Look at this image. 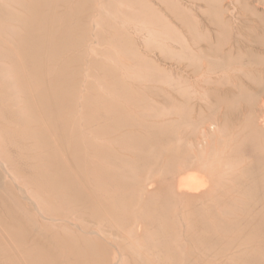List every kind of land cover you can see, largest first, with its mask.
Here are the masks:
<instances>
[{
  "label": "rangeland",
  "instance_id": "374dc122",
  "mask_svg": "<svg viewBox=\"0 0 264 264\" xmlns=\"http://www.w3.org/2000/svg\"><path fill=\"white\" fill-rule=\"evenodd\" d=\"M253 123L264 0H0V264H264L241 228L264 215L243 193Z\"/></svg>",
  "mask_w": 264,
  "mask_h": 264
},
{
  "label": "bare ground",
  "instance_id": "6f19581e",
  "mask_svg": "<svg viewBox=\"0 0 264 264\" xmlns=\"http://www.w3.org/2000/svg\"><path fill=\"white\" fill-rule=\"evenodd\" d=\"M169 16V15H168ZM170 17V16H169ZM245 17V16H244ZM43 28H49V26L47 27V26H45L44 25V23H43ZM47 32H49V34L51 35V38H53V37H55L56 38V40H57V43L58 44H60V45H62L63 44V42H65V34L63 33V32H61L58 36H54L53 34H52V32L51 31H47ZM250 41V40H249ZM22 42L24 43V46H23V49H24V53L25 54H27V57L29 58V60H30V62L35 66V65H39V55L41 54H39V52L37 51V49H36V47H37V43H36V39H33V38H26V40L25 39H22ZM222 43V42H221ZM220 43V44H221ZM223 44V43H222ZM38 52V53H37ZM223 54V53H222ZM222 58V57H221ZM241 88V87H240ZM245 90V89H244ZM169 91V90H168ZM242 91V90H241ZM240 91V92H241ZM243 92V91H242ZM242 94V93H241ZM40 95V94H39ZM42 96H38V95H35L34 97H33V100H31V101H27V105H28V107H29V109H30V111H31V113H33V115L37 112V111H41L42 113H43V116H44V120L46 121V123L49 125V123H51L52 124V122L53 123H55V121H56V119H55V117H54V111H55V109L57 108V106H56V101L53 99V98H48V97H45L43 94H41ZM246 95V94H245ZM245 95H243V96H245ZM47 96V95H46ZM232 96V95H231ZM238 96V95H237ZM240 96V95H239ZM247 97V96H246ZM117 99V98H116ZM236 99H237V97H236ZM250 98H246V100L248 101ZM254 99V98H253ZM231 99H229V101H228V104H227V101L225 102V105L227 104L228 106H229V102H232V100L230 101ZM256 101V100H255ZM254 101V102H255ZM242 103H244V102H242ZM246 103V102H245ZM248 103V102H247ZM252 103H253V101H252ZM231 105H232V103H230ZM251 104V102L249 103V105ZM255 104V103H254ZM253 105V104H252ZM256 105V104H255ZM234 106H235V104H234ZM230 107H232V106H230ZM229 107V108H230ZM250 107H252V106H250ZM228 108V107H227ZM236 108V107H235ZM248 108H249V106H248ZM231 109V108H230ZM252 109V108H251ZM228 110V109H227ZM227 110H226V112H227ZM229 111H231V110H229ZM238 111V110H237ZM251 111H253V110H251ZM234 112H236V110L234 109ZM238 113V112H237ZM236 113V116L238 115ZM254 113H252V115H253ZM229 114H227V116H228ZM232 115H234V113L233 114H230V116H232ZM255 115V114H254ZM226 117V116H225ZM234 117H235V115H234ZM234 117H231L232 119L234 118ZM238 117V116H237ZM230 118V119H231ZM250 117H248V119H249ZM255 117H253V119H254ZM262 118V117H261ZM228 119H229V117H228ZM227 120V119H226ZM235 119H233V121H234ZM236 120L238 121H240V119H239V117L238 118H236ZM52 121V122H51ZM231 121V120H230ZM254 121V120H253ZM256 121H257V119H256ZM259 121V120H258ZM261 121V120H260ZM259 121V122H260ZM202 122V121H201ZM246 122V121H245ZM249 122V124H251L250 123V121H248ZM228 123H231V122H228ZM242 123H244V121H242ZM247 123V122H246ZM257 123V122H256ZM256 123H255V125H256ZM261 123V122H260ZM262 123H263V121H262ZM56 124V123H55ZM232 124V123H231ZM248 125V124H247ZM247 125H245V126H247ZM264 125V124H263ZM211 126V125H210ZM242 128L244 127L243 126V124L242 125H240ZM252 129H253V131L251 130V132H253V139L252 140H254V142H253V144H255V142H256V147H257V150H256V148H255V150L256 151H253L254 149L252 148L251 150V152H257L258 151V148H259V150L262 148V147H264V130H261L262 128H258V127H256V126H254V123L252 124ZM250 127H251V125H250ZM261 127H263V126H261ZM208 128V127H207ZM245 128H249V127H244V129ZM53 129H55V127L53 126ZM241 129V128H240ZM246 130V129H245ZM242 132V131H241ZM233 134V133H232ZM250 134V133H249ZM240 135H241V133H240ZM248 135V134H247ZM250 138V137H249ZM241 139H242V137H241ZM140 140V139H139ZM248 140V139H247ZM132 141V140H131ZM146 141V140H145ZM145 141H143V140H140V144H138V145H143L144 146V142ZM241 141H244V140H241ZM129 142V141H128ZM246 142V141H245ZM233 144V143H232ZM148 145V144H147ZM235 145V144H234ZM233 145V146H234ZM240 145V147L241 146H243V144L241 145V143L239 144ZM254 145H253V147H255ZM139 147V146H138ZM145 147V146H144ZM143 147V148H144ZM216 147V146H215ZM142 148V147H141ZM235 148V147H234ZM239 148V147H238ZM251 148V147H250ZM72 149V148H71ZM231 149V148H230ZM236 150V149H235ZM143 151H144V149H143ZM142 151V152H143ZM232 152H234L233 150H232ZM246 152V151H245ZM260 152V151H259ZM262 152V151H261ZM248 153V152H247ZM262 153H264V151L262 152ZM262 153H261V156H262ZM253 155H255V154H253ZM259 155V154H258ZM258 155H257V157H256V159L258 158ZM260 156V157H261ZM252 157H254V156H252ZM255 158V157H254ZM261 158H263L264 159V157H261ZM260 160V159H259ZM255 161V160H254ZM253 161V162H254ZM1 162V161H0ZM247 164V163H246ZM250 164H252V163H248V166H250ZM252 165H254V164H252ZM75 166V165H74ZM73 167V166H72ZM102 167V166H101ZM241 167H242V165H241ZM2 168V167H1ZM5 168V167H4ZM240 168V167H239ZM261 169H262V167H261ZM243 170V169H242ZM245 170H246V173L248 174V176H250V177H248L246 174H245V176H247V178H250L251 179V181L250 182H245V185L243 186V193H244V195H245V199H247V203H249V206L251 205V203L252 204H255V205H261V206H263L264 207V173H261V172H259L258 171V169H257V166L255 165V167H253V166H250V167H245ZM91 171V170H90ZM106 171V170H105ZM51 172V176L53 177V178H51V179H53L54 180V182L56 183V185L57 186H60V185H63L64 187H65V189H66V191H67V193L68 194H70V196L72 197V199H74V200H76L80 205H83V203H84V199H83V197L81 196V195H79L78 194V192H76L71 186H70V184H69V181L67 180V178L65 177V174H61V173H59L58 175H56V173H54L53 174V171L51 170L50 171ZM89 172V171H88ZM101 173V172H100ZM49 174H48V176H49ZM105 174V173H104ZM240 174V173H239ZM109 175H111V174H109ZM8 176H9V173H8ZM88 176V175H87ZM100 176V175H99ZM103 176H105V175H103ZM112 176V175H111ZM183 177V176H182ZM239 177V176H238ZM10 178V177H9ZM50 178V177H49ZM95 178V177H94ZM108 179V178H107ZM239 179V178H238ZM249 179V180H250ZM52 180V181H53ZM200 181V180H199ZM239 181V180H238ZM237 181V182H238ZM102 183H103V181H102ZM184 183V182H183ZM202 183V182H201ZM10 184V183H9ZM94 184V183H93ZM210 184V183H209ZM181 186H182V184H181ZM184 186V185H183ZM229 186V185H228ZM232 189V188H231ZM230 189V190H231ZM232 191V190H231ZM237 191V190H236ZM185 192V191H184ZM24 193V192H23ZM66 193V194H67ZM188 193V192H187ZM242 195V194H241ZM239 196V195H238ZM241 197V196H240ZM244 198V197H243ZM242 201H244L243 199H242ZM244 203H246V202H244ZM244 205V204H243ZM246 205V204H245ZM248 205V204H247ZM254 205V206H255ZM252 206V205H251ZM253 206V207H254ZM243 207V206H242ZM255 208V207H254ZM257 208H259V206L257 207ZM193 209V208H192ZM243 209V208H242ZM247 210V209H246ZM264 212V211H263ZM102 215V214H101ZM15 217V216H14ZM209 218V217H208ZM244 218V217H243ZM238 220V219H237ZM181 222V221H180ZM193 222H194V220H193ZM199 222V221H198ZM234 222V221H233ZM70 224V223H69ZM213 224V223H212ZM243 225V224H242ZM75 226V225H74ZM191 226V225H190ZM239 226H241V224L239 225ZM78 227V226H77ZM239 228V227H238ZM241 228H244L245 229V232H246V234H247V236H249V237H252V238H256L258 241H260V242H263L264 243V215L263 214H261V213H259V212H254L253 214H252V216L251 217H249L248 219H246L245 220V223H244V226H242ZM80 230V229H79ZM81 231V230H80ZM189 231V230H188ZM191 231V230H190ZM198 233V232H197ZM42 236V235H41ZM44 236V235H43ZM95 236V235H94ZM33 236H31V238H32ZM45 237V236H44ZM49 237V236H48ZM31 238H29V239H31ZM34 238V237H33ZM47 238V237H46ZM48 239V238H47ZM54 239V238H53ZM53 239L51 238V240L53 241ZM90 239V238H89ZM51 240H49V241H51ZM23 241V240H22ZM28 241V240H27ZM49 241H48V244H49V246L51 245L50 243H49ZM51 241V242H52ZM58 241V240H57ZM60 241H62L63 242V240H60ZM59 241V242H60ZM31 242V241H30ZM71 242V241H70ZM53 243V242H52ZM58 243V242H57ZM44 244V243H43ZM48 244H47V247H49L48 246ZM53 244H56L55 242L53 243ZM52 244V245H53ZM59 244V243H58ZM63 244L65 245L66 243H64L63 242ZM72 244V243H71ZM33 245V244H32ZM70 245V244H69ZM69 245H67L68 246V248H69ZM73 245V244H72ZM53 246H56L57 247V245H53ZM61 246V245H60ZM66 245H65V247H67ZM62 247V246H61ZM73 247V246H72ZM77 246H75V248H76ZM42 247H41V245H37L36 244V246L34 247V251L36 252V253H38L37 251H41L42 249H41ZM55 247H53V249H54ZM191 248H192V246H191ZM51 249V248H50ZM59 249H61V248H59ZM74 249V248H73ZM77 249V248H76ZM76 249H74V250H76ZM57 250V249H56ZM62 250L64 251V249L62 248ZM70 251H71V248L69 249ZM79 250V249H78ZM51 251H53V250H51ZM54 252V251H53ZM69 252V251H68ZM72 252H74V251H72ZM54 253H56V252H54ZM64 253V252H63ZM70 253V252H69ZM76 253H78V252H76ZM76 253L74 252V254L76 255ZM84 253V252H83ZM88 253V252H87ZM50 254V253H49ZM65 254V253H64ZM52 255V254H51ZM59 255V254H58ZM70 255V254H69ZM75 255H73L74 257H75ZM79 255H81V254H79ZM87 255V254H86ZM228 255V254H227ZM63 256V254L61 255V257ZM72 256V257H73ZM60 257V258H61ZM65 257V256H64ZM42 258V257H41ZM68 258V257H67ZM77 258V257H76ZM191 258V257H190ZM55 259H59V258H55ZM62 259V258H61ZM70 259V258H69ZM74 259V258H73ZM41 260V259H40ZM52 260H54V259H52ZM76 260V259H75ZM59 261H61V260H59ZM58 261V262H59ZM62 261H63V259H62ZM64 261H65V259H64ZM196 261V260H195ZM225 261V260H224ZM41 263V262H40ZM65 264V263H64ZM211 264V263H210Z\"/></svg>",
  "mask_w": 264,
  "mask_h": 264
}]
</instances>
